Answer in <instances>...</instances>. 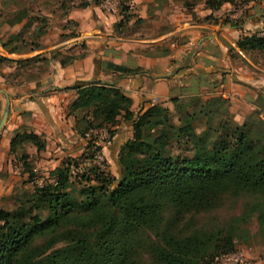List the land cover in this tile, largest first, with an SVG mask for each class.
Here are the masks:
<instances>
[{
	"label": "trees",
	"instance_id": "trees-1",
	"mask_svg": "<svg viewBox=\"0 0 264 264\" xmlns=\"http://www.w3.org/2000/svg\"><path fill=\"white\" fill-rule=\"evenodd\" d=\"M235 1L203 3L215 11ZM120 6L117 25L131 17L128 7ZM26 14L23 10L10 23ZM45 29L35 27L34 37ZM236 45L262 51L264 36L242 35ZM71 60L62 58L61 64ZM72 88L76 98L70 111L83 112L75 124L81 136L103 125L113 135L119 117L131 121L132 136L117 154L120 175L113 183L104 159L103 167H91L88 181L72 187L76 161L68 158L39 182L25 145L34 146L37 155L46 141L16 130L9 152L33 188H18L13 207H0V264H214L215 255L235 250V236L245 239L251 219L264 239V120L259 110L239 124L227 114L221 95H189L171 98L173 110L156 103L134 115L131 99L114 85L80 81ZM99 150L88 140L80 156L94 160ZM224 195L247 199L240 214L216 227L190 228L187 215L211 211ZM169 209L173 218L165 214Z\"/></svg>",
	"mask_w": 264,
	"mask_h": 264
},
{
	"label": "crops",
	"instance_id": "crops-1",
	"mask_svg": "<svg viewBox=\"0 0 264 264\" xmlns=\"http://www.w3.org/2000/svg\"><path fill=\"white\" fill-rule=\"evenodd\" d=\"M135 1L140 4L137 15L123 24L131 19H146L151 24L148 14L154 10V14L168 17L169 28L153 38L126 37L115 30L120 13H105L93 1L66 11L61 24L48 26L37 38L29 32L32 35L25 49L5 47L6 37L0 34V89L9 96V111L0 131V158L12 160L9 143L18 129L43 136L46 145L37 154L39 160L58 154L52 166L42 169L53 170L65 158L80 156L86 142L75 124L83 112L70 111L76 98L72 86L80 81L120 88L131 99L134 115L156 103L171 107V98L189 95L203 99L221 95L236 107L252 108L251 97L260 92L254 84L264 81V60L250 57L264 56V50H242L236 41L242 35L264 36L263 6L250 0L246 14H227L228 20L223 22L205 20L212 12L206 7L195 19L188 14L174 19L168 5L152 8L153 0ZM238 15L239 22L234 19ZM15 29L10 32L19 28ZM55 51L60 55L55 56ZM65 57L72 60L62 65ZM109 63L133 71H116ZM118 119L112 142L103 149L109 167L116 170L117 154L132 136L131 121ZM25 147L26 153L36 155L34 146ZM253 255V264H264V250L260 256Z\"/></svg>",
	"mask_w": 264,
	"mask_h": 264
},
{
	"label": "rangeland",
	"instance_id": "rangeland-1",
	"mask_svg": "<svg viewBox=\"0 0 264 264\" xmlns=\"http://www.w3.org/2000/svg\"><path fill=\"white\" fill-rule=\"evenodd\" d=\"M105 13L108 14H119L120 10V2L122 6H127V12L133 16L137 15L136 10L140 9L139 5L135 0H0V34L2 33V37H6V42L9 43V47L17 48V49H25L29 44V36L35 34L32 31L35 27H43L46 28L49 26L50 28H54L57 25L62 23V17L65 12L74 8H80L81 4L87 2L94 3ZM150 5L153 6H162L168 5L170 7L172 18L175 19L176 15L182 16V14H188L194 19L196 16H200L202 14L203 8H205L203 0H153ZM250 0H237L234 4L224 5L220 11L215 10L212 11L209 15H207L205 20L215 21V20H228L227 14L230 13H238L240 16H243L247 12V5ZM263 1V2H262ZM256 0V5L259 7H264V0ZM146 2V1H145ZM148 5V7L150 6ZM147 7V8H148ZM151 8V10H152ZM26 11V17L19 23L12 24V22L16 15H22V11ZM237 11V12H236ZM154 10L150 11L148 16L150 15L151 24L145 20L134 21L135 19H131L130 23L120 24L116 27V31L119 34H122L126 37H130L132 39H144V38H153L157 37V32L162 33L166 28H169V19L164 16V13L154 14ZM223 16L226 18H220L219 16ZM168 16V15H167ZM240 16L234 18L239 22ZM121 16L118 20H120ZM136 18V17H134ZM118 22V21H116ZM8 25L10 26L8 28ZM72 26L73 24L70 23ZM19 28L16 33H11V28ZM73 27V26H72ZM15 29V30H16ZM32 32V34H29ZM171 40H175V37L172 36ZM25 42V43H24ZM254 57V58H253ZM252 59H260L264 60V56L259 54L255 56H251ZM254 87L258 88L260 92L256 93V95H252V108L250 109L244 107H236L230 102L228 99L226 104L227 114L232 117V119L241 124L247 116L254 111L255 109L259 110V117L264 120V81L256 82ZM253 89V88H251ZM255 96V97H254ZM225 99V98H224ZM250 106V105H249ZM173 110V105L171 103V107ZM236 108V109H234ZM3 109V99L0 96V113ZM174 148L175 152H180L182 149V145ZM26 151V147H25ZM53 153V151H51ZM57 153H53L48 158L46 156L43 157L42 160H39L40 156L32 155L30 162L33 165V170L36 173V177L38 181H42L43 177H46L49 169H42V166H52L58 157ZM90 156V155H89ZM83 157V158H82ZM68 158H75V164H73V185L72 187L78 188L86 181L84 178L92 174L91 167L93 165L97 166V162L94 158H89L87 156H78V157H67L63 162L67 161ZM46 159V160H45ZM39 161V162H38ZM38 162V163H37ZM107 162V161H106ZM9 163V164H8ZM108 164V163H107ZM39 166V167H38ZM107 170L110 175L113 176L114 182H116L117 178L120 175V168L116 170L115 168H110L109 164L107 166ZM28 175L23 172L22 167L18 159L12 156V160H8L6 157L0 158V207L5 209H10L14 205V197L12 196L14 191H17L18 188L24 186L29 190H32L33 186L31 183H27ZM93 183V182H90ZM247 199L245 197H233L229 195H224L220 205L218 207L213 208L209 212L198 213L194 215H187L185 221H189L190 228H202V227H216L218 225L225 224L229 222L230 217L233 215L240 214L243 204ZM167 218H173V212L169 209L166 213ZM247 228L249 234L244 238L235 236L234 238V248L235 250H240L245 253V255L249 258H253L256 254L260 256L262 254V250H264V239L261 235H258L257 231V223L254 219L250 220V223L247 224Z\"/></svg>",
	"mask_w": 264,
	"mask_h": 264
},
{
	"label": "built area",
	"instance_id": "built-area-1",
	"mask_svg": "<svg viewBox=\"0 0 264 264\" xmlns=\"http://www.w3.org/2000/svg\"><path fill=\"white\" fill-rule=\"evenodd\" d=\"M108 1V0H106ZM82 138L86 141L90 140L95 145L100 146V150L94 155L97 164L103 167L102 162L105 157L103 154V149L109 146L112 142L113 135H111L110 130L107 126L103 125L98 128L90 129L85 132ZM214 264H253V259L245 255L243 251L234 250L229 252H223L215 255L213 258Z\"/></svg>",
	"mask_w": 264,
	"mask_h": 264
},
{
	"label": "water",
	"instance_id": "water-1",
	"mask_svg": "<svg viewBox=\"0 0 264 264\" xmlns=\"http://www.w3.org/2000/svg\"><path fill=\"white\" fill-rule=\"evenodd\" d=\"M0 96L4 100L3 109H2L1 114H0V131H1V129L4 125V122L6 120L8 111H9V96L3 89H0Z\"/></svg>",
	"mask_w": 264,
	"mask_h": 264
}]
</instances>
